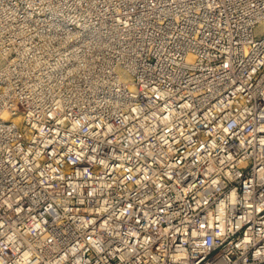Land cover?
Instances as JSON below:
<instances>
[{
	"label": "built area",
	"instance_id": "2783aa9c",
	"mask_svg": "<svg viewBox=\"0 0 264 264\" xmlns=\"http://www.w3.org/2000/svg\"><path fill=\"white\" fill-rule=\"evenodd\" d=\"M80 5L0 0V264H264V0Z\"/></svg>",
	"mask_w": 264,
	"mask_h": 264
},
{
	"label": "rangeland",
	"instance_id": "374dc122",
	"mask_svg": "<svg viewBox=\"0 0 264 264\" xmlns=\"http://www.w3.org/2000/svg\"><path fill=\"white\" fill-rule=\"evenodd\" d=\"M20 12H63L77 14L80 11V0H15ZM35 3V4H34ZM86 6V4H85ZM258 31L264 32L260 29Z\"/></svg>",
	"mask_w": 264,
	"mask_h": 264
},
{
	"label": "bare ground",
	"instance_id": "6f19581e",
	"mask_svg": "<svg viewBox=\"0 0 264 264\" xmlns=\"http://www.w3.org/2000/svg\"><path fill=\"white\" fill-rule=\"evenodd\" d=\"M260 30L264 31V23L260 25ZM23 117L22 113H20L15 119H21Z\"/></svg>",
	"mask_w": 264,
	"mask_h": 264
}]
</instances>
